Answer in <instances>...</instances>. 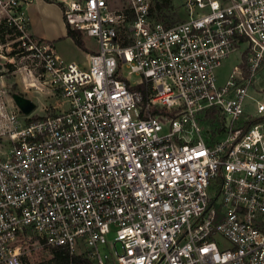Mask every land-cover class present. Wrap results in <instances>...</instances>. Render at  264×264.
<instances>
[{
  "label": "built area",
  "instance_id": "obj_1",
  "mask_svg": "<svg viewBox=\"0 0 264 264\" xmlns=\"http://www.w3.org/2000/svg\"><path fill=\"white\" fill-rule=\"evenodd\" d=\"M58 1L98 42L83 64L31 34L27 0H0L15 54L62 97L25 113L1 80L0 264H24L29 236L65 264H264V0H184L170 26L152 0Z\"/></svg>",
  "mask_w": 264,
  "mask_h": 264
},
{
  "label": "rangeland",
  "instance_id": "obj_2",
  "mask_svg": "<svg viewBox=\"0 0 264 264\" xmlns=\"http://www.w3.org/2000/svg\"><path fill=\"white\" fill-rule=\"evenodd\" d=\"M27 12L33 25V36L49 42L63 58L68 61H76L79 64L86 62L88 53L98 49V42L92 36L83 35V42L87 48V53L80 48L74 40L67 36V22L65 20L63 5L58 0H27ZM113 7L126 9L128 0H111ZM184 0H171L170 10L166 11L170 20H177L184 12ZM173 15V16H172ZM31 32V31H30ZM18 50V42L15 35L0 30V85L1 80L4 88L10 96L15 94L27 97L37 104L35 112L38 114L53 113L60 109L62 97L59 91H56L52 85L45 82L43 72V63L39 59L23 54H15ZM241 58L240 52L232 53L226 58L222 65L217 68V81L219 85L226 82L233 66L238 64ZM126 72V69H125ZM132 80L138 79L132 75ZM32 80L37 86L25 87V81ZM252 94L259 100L264 101V68L258 75V80L253 87ZM255 99H248L246 114L256 113ZM54 106L58 108L54 109ZM257 117V115H255ZM9 147L8 141L0 138V152ZM23 245L28 247L30 252L24 259V264H46L52 259V253L42 243L34 237L25 239Z\"/></svg>",
  "mask_w": 264,
  "mask_h": 264
},
{
  "label": "trees",
  "instance_id": "obj_3",
  "mask_svg": "<svg viewBox=\"0 0 264 264\" xmlns=\"http://www.w3.org/2000/svg\"><path fill=\"white\" fill-rule=\"evenodd\" d=\"M152 3L153 5L150 11L151 18L157 22L163 23L166 26H170L178 21L184 20L186 17V13L184 10L183 14H181L177 20H170L168 18L166 11L170 10L171 0H152ZM66 24H67V36H70L80 48L88 52L83 42V38H82L83 33L79 30L73 29L68 23ZM0 30L6 33L12 32L11 28L6 27L4 25L0 26ZM206 118H207V122L210 124H214L215 121L217 120V116L211 110L206 113ZM257 120H258L257 118L251 119L249 123L256 122ZM47 249H49L53 257L49 261V263L46 264H65L69 260V253L67 250L63 248H47Z\"/></svg>",
  "mask_w": 264,
  "mask_h": 264
},
{
  "label": "water",
  "instance_id": "obj_4",
  "mask_svg": "<svg viewBox=\"0 0 264 264\" xmlns=\"http://www.w3.org/2000/svg\"><path fill=\"white\" fill-rule=\"evenodd\" d=\"M17 105L21 108V110L25 113L31 112L35 107V102L27 97H24L19 94H15L13 96Z\"/></svg>",
  "mask_w": 264,
  "mask_h": 264
},
{
  "label": "crops",
  "instance_id": "obj_5",
  "mask_svg": "<svg viewBox=\"0 0 264 264\" xmlns=\"http://www.w3.org/2000/svg\"><path fill=\"white\" fill-rule=\"evenodd\" d=\"M27 7H28V4H27ZM29 15V14H28ZM29 29H30V31H31V33L32 34H34L33 33V31H34V29H33V25H32V23H31V19H30V16H29ZM56 50V49H55ZM57 51V50H56ZM87 53V52H86ZM65 59V58H64Z\"/></svg>",
  "mask_w": 264,
  "mask_h": 264
}]
</instances>
